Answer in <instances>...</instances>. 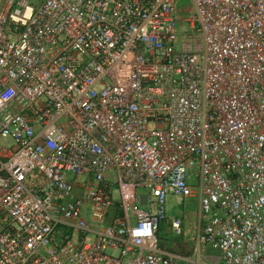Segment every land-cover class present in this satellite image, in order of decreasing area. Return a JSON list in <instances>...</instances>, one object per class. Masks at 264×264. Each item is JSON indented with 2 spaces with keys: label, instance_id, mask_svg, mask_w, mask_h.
Here are the masks:
<instances>
[{
  "label": "built area",
  "instance_id": "1",
  "mask_svg": "<svg viewBox=\"0 0 264 264\" xmlns=\"http://www.w3.org/2000/svg\"><path fill=\"white\" fill-rule=\"evenodd\" d=\"M182 1L0 0V264H264V0Z\"/></svg>",
  "mask_w": 264,
  "mask_h": 264
},
{
  "label": "crops",
  "instance_id": "2",
  "mask_svg": "<svg viewBox=\"0 0 264 264\" xmlns=\"http://www.w3.org/2000/svg\"><path fill=\"white\" fill-rule=\"evenodd\" d=\"M168 198L179 199L183 204L179 209L173 206L167 208V218L161 223L158 230L160 247L164 251L176 255L178 264H216L215 259L220 257V252L211 246L203 247L199 241L203 234V225L199 217L197 198L181 199L173 196ZM139 208L141 210L148 209L145 205H141ZM128 213L132 215V209ZM175 218L182 220L181 234H177L173 229L172 221ZM132 222H135V218H132ZM200 247L204 251L199 252Z\"/></svg>",
  "mask_w": 264,
  "mask_h": 264
},
{
  "label": "rangeland",
  "instance_id": "3",
  "mask_svg": "<svg viewBox=\"0 0 264 264\" xmlns=\"http://www.w3.org/2000/svg\"><path fill=\"white\" fill-rule=\"evenodd\" d=\"M187 1L188 0H183L182 2H185L184 4H186V3L190 4ZM115 193H116L115 200L116 201H121L122 198H121V195L119 194V192L115 191ZM182 204H183L182 201L179 200V199L168 198V200H167V208L170 207V206H173V207L179 209L182 206Z\"/></svg>",
  "mask_w": 264,
  "mask_h": 264
}]
</instances>
